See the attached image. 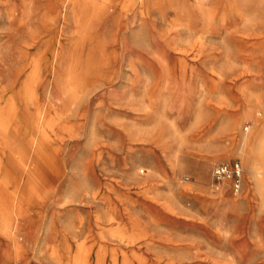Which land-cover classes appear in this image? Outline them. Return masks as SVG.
Listing matches in <instances>:
<instances>
[{
	"label": "rangeland",
	"instance_id": "1",
	"mask_svg": "<svg viewBox=\"0 0 264 264\" xmlns=\"http://www.w3.org/2000/svg\"><path fill=\"white\" fill-rule=\"evenodd\" d=\"M0 125V264H264V0H0Z\"/></svg>",
	"mask_w": 264,
	"mask_h": 264
},
{
	"label": "bare ground",
	"instance_id": "2",
	"mask_svg": "<svg viewBox=\"0 0 264 264\" xmlns=\"http://www.w3.org/2000/svg\"><path fill=\"white\" fill-rule=\"evenodd\" d=\"M4 129H5V126L2 125L1 128H0V132H3ZM6 135H7V133H6ZM37 139L38 138H35V137L32 138L31 143H32L33 146H35V144L37 142ZM245 139H246V137H245ZM243 144H244V142H243ZM258 144L259 143H257L256 145H258ZM253 152H254L253 149L250 148V146H249V148H248V158H251V156L253 155ZM8 169H9V167L4 165L2 163V161L0 160V176H3V174ZM251 169H252L253 172L256 171V167H255L254 163H253V165H251ZM1 171H3V172H1ZM11 221L12 220L10 219V216H8L2 210V208L0 207V237H3L6 240V244H5L6 248H4V250H3V253H5V255L4 254L3 255L6 256L8 259H11L12 255L16 254L17 252H19L21 250V247H22L21 246L22 244H21L19 236H18V231L15 229V227H13V225L11 224Z\"/></svg>",
	"mask_w": 264,
	"mask_h": 264
},
{
	"label": "built area",
	"instance_id": "3",
	"mask_svg": "<svg viewBox=\"0 0 264 264\" xmlns=\"http://www.w3.org/2000/svg\"><path fill=\"white\" fill-rule=\"evenodd\" d=\"M241 174L242 167L237 160L218 163L212 167L211 171L213 181L216 183L230 181L235 191H238L240 188Z\"/></svg>",
	"mask_w": 264,
	"mask_h": 264
}]
</instances>
